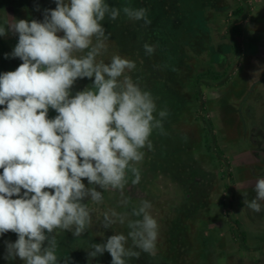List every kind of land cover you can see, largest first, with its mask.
Here are the masks:
<instances>
[{
	"label": "clouds",
	"instance_id": "9594fccd",
	"mask_svg": "<svg viewBox=\"0 0 264 264\" xmlns=\"http://www.w3.org/2000/svg\"><path fill=\"white\" fill-rule=\"evenodd\" d=\"M54 3V9L43 10L42 20L0 24V37H18L5 58L22 61L14 71L0 73V236L17 235L4 242L3 258L23 264H61L56 230L81 237L92 224L87 201L101 203L109 189L122 193L129 174L133 185L140 182L135 165L143 160V149H151L153 132L163 134L168 116L167 110L157 111L151 92L126 74L134 62L120 55L107 63L98 59L108 39L103 21L117 20L122 11L149 24L145 8L121 9L107 0ZM144 50L151 56L155 46L145 44ZM84 78L92 83L73 92ZM253 191L244 208L261 213L264 178ZM151 208L144 200L130 212L105 213L104 230L126 222L129 231L90 242L89 258L107 252L111 264H128L141 253L154 254L159 224Z\"/></svg>",
	"mask_w": 264,
	"mask_h": 264
},
{
	"label": "rangeland",
	"instance_id": "374dc122",
	"mask_svg": "<svg viewBox=\"0 0 264 264\" xmlns=\"http://www.w3.org/2000/svg\"><path fill=\"white\" fill-rule=\"evenodd\" d=\"M225 1L228 8L214 17L213 31L206 37L202 25L207 20L202 14L207 0H107L121 9L145 8L147 19L153 23L145 44L154 45L155 51L148 56L145 44L132 46L121 34L132 23L122 11L115 21L106 18V51L98 59L107 63L113 55H120L134 62L135 69L126 74L151 92L157 111L168 112L163 120V134L160 130L153 132L151 149H143L144 158L135 165L140 171V182L127 183L129 186L122 193L119 190V197L127 200L126 210L148 201L143 187L146 179H151L152 189L158 191L150 210L159 224L155 264H264V211L255 213L244 208L243 203L245 198L255 197V183L264 178V12L256 19V0H241L243 4L251 1L247 3L250 14L240 26L241 39L234 47L229 36L233 21L230 14L239 0ZM43 4H49L48 0H0V24L13 19L42 20L46 6ZM185 15H189L187 24ZM192 23L200 30L197 48L203 62H213V72L226 71L229 79L225 86L203 87L206 108L200 118L193 116L189 104L181 100L187 87L174 75L182 62L179 55L185 53L180 36ZM17 41L18 37L12 34L0 37V73L8 68L7 61L13 62L5 54L11 53ZM158 69L166 73L161 83ZM87 83L92 81L88 79ZM78 89L77 81L73 92ZM202 120L212 126L209 135ZM212 138L219 143L222 160L228 162L225 166L218 162L214 148L206 147L207 142L212 144ZM228 173L232 174L231 180ZM222 202L231 203L232 218L240 222L245 244L234 236L227 216L229 208L223 207ZM92 204L94 224L88 229L100 231V216L115 208L106 200ZM261 204L264 207V201ZM16 239L12 232L0 236V264H23L19 259L3 258L4 242Z\"/></svg>",
	"mask_w": 264,
	"mask_h": 264
},
{
	"label": "trees",
	"instance_id": "16d2710c",
	"mask_svg": "<svg viewBox=\"0 0 264 264\" xmlns=\"http://www.w3.org/2000/svg\"><path fill=\"white\" fill-rule=\"evenodd\" d=\"M34 1V0H32ZM36 1V0H35ZM206 2V1H205ZM49 4H43L46 6H43L44 9H46L49 5L51 9H54L53 7H56L54 0H48ZM207 8L205 9L204 16L202 14V17H204L205 20H207L206 24L204 23L202 25L203 27V32L207 37L209 35V31L212 30L214 27V17L218 15L219 13L224 12L228 7L227 2L225 0H207ZM208 9V10H207ZM250 12L247 4H241L240 6L236 7L232 11V17L233 21L229 25V36L232 38L233 41V46L236 47L239 44V41L241 39V30L240 26L241 24L248 18ZM185 22L187 24V19L189 18V15H185ZM130 20V19H127ZM131 26L130 28L127 29L126 33L124 31H121V34L126 35V39L132 46L138 45V43L145 44L146 43V37L147 34L151 30V24H145L143 20L141 21H134L130 20ZM124 23L121 24V27L123 26ZM192 26H187L186 31L184 34H182L180 37L184 40L185 43V53H181L178 58L180 61V64H178L177 70L174 71L175 77L178 79L179 83L184 84L186 88V95L181 98L182 101H185V103L189 104V110L190 112L193 111V116H197L200 118V116H204L205 112V102L202 99L203 96V87H221L225 86L228 84L229 79H227L228 73L226 71L223 72H213L214 71V63L210 62L204 63L203 59L200 54V49L197 47V42L199 40V37L201 36L200 33H197L199 28L195 26L193 23L190 24ZM205 28V29H204ZM147 33V34H146ZM199 36V37H198ZM204 36V35H203ZM195 43V44H194ZM190 44V47L188 45ZM142 46L138 45L137 47ZM196 47V48H195ZM182 51V48H180V51ZM200 52V53H199ZM100 58V57H98ZM11 59V58H10ZM13 62L7 61L8 62V68L4 69L3 72L6 71H14L22 61H20L18 58H12ZM206 67L205 69H203ZM160 73L159 75L162 76V78L158 79V83H161V81L164 80L163 76L165 77L166 73L163 72L161 69H158ZM2 72V73H3ZM88 78H84L82 80H78L79 83V90H82L86 86L89 85L87 83ZM165 83V82H164ZM187 99V101H186ZM189 112V113H190ZM56 113L50 109L49 111V116L54 117ZM205 122V120H202ZM212 126L209 125L207 122L204 123V129L207 135L212 132ZM211 135V134H210ZM212 144L210 142L206 143V147L214 148V154L220 163L221 166H225V162L227 160H222L221 158V149L219 146V143L216 142L215 139H211ZM210 151V150H208ZM211 152V151H210ZM228 163V162H227ZM229 166V165H228ZM0 172H2V169H0ZM228 179H232V174L228 173L227 174ZM147 178V177H145ZM132 179L131 174L128 176V184H130ZM148 180L147 183L143 185L144 189V196L145 198L148 199V201L153 204L152 200L154 199L155 195H158V191L153 190L151 184V179H146ZM87 185V180L84 179L83 181ZM126 184L125 187L129 186ZM226 188L228 190H231L229 185H226ZM135 193V191H134ZM157 193V194H156ZM119 190L115 189H109L107 191H103V200L109 201L112 206L115 208V212L117 213H125V212H130L132 208L130 207V210H126L124 208V203L125 200H122L121 197H119ZM152 197H150V196ZM156 198V197H155ZM158 198V197H157ZM89 209L91 211V215H94V208H93V202L87 201ZM233 204V202H232ZM222 206L225 208H229L228 212V220H230L231 223V228L234 236L236 238H242L241 241L245 242V233L241 230V224L239 221L234 220L232 218V206L231 203L228 204L227 202H222ZM93 217V216H92ZM103 217L104 215L100 216L99 222L97 224L100 226L102 225L103 222ZM132 219H136V217H130ZM94 218H92V221ZM94 222H92L91 226H93ZM92 229V228H91ZM129 229L127 227V223L125 222L124 225H121L119 223L114 224L111 229L104 230V228L98 230H89L87 229L86 232L78 238H75L71 232H66L63 230H56L54 233L56 237V241L58 244V249H57V256L61 264H63L64 261L68 260V264H111V256L109 253L105 252L103 255H99L95 257L94 259L89 258L88 252L90 250L89 244L90 242L94 243H101L104 240H106L107 237L111 236L114 233H123L127 235ZM131 245V241L129 240V246ZM159 254H148V253H141L139 259H131L128 264H155L156 263V258ZM164 262V261H163ZM166 262V261H165Z\"/></svg>",
	"mask_w": 264,
	"mask_h": 264
},
{
	"label": "crops",
	"instance_id": "0c3cea01",
	"mask_svg": "<svg viewBox=\"0 0 264 264\" xmlns=\"http://www.w3.org/2000/svg\"><path fill=\"white\" fill-rule=\"evenodd\" d=\"M256 4L259 6V9L257 10V14L255 15V18L257 19V17L260 15V12L261 13L264 12V0H256ZM257 27H259V26L257 25ZM245 242H246V237H245ZM245 242H243V243L245 244ZM251 264H253V263H251Z\"/></svg>",
	"mask_w": 264,
	"mask_h": 264
},
{
	"label": "built area",
	"instance_id": "2783aa9c",
	"mask_svg": "<svg viewBox=\"0 0 264 264\" xmlns=\"http://www.w3.org/2000/svg\"><path fill=\"white\" fill-rule=\"evenodd\" d=\"M238 2H239V5H238V6H240L241 4H243L241 0H239ZM247 3H248V4H251V1H249V2H247ZM247 3H246V4H247ZM230 15H232V13H231Z\"/></svg>",
	"mask_w": 264,
	"mask_h": 264
},
{
	"label": "flooded vegetation",
	"instance_id": "af4514ba",
	"mask_svg": "<svg viewBox=\"0 0 264 264\" xmlns=\"http://www.w3.org/2000/svg\"><path fill=\"white\" fill-rule=\"evenodd\" d=\"M262 167H263L262 172H263V175H264V160H263V163H262Z\"/></svg>",
	"mask_w": 264,
	"mask_h": 264
}]
</instances>
